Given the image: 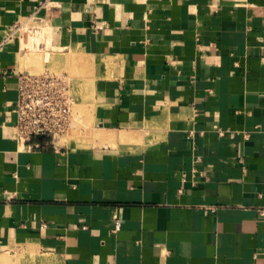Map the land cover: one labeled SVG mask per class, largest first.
I'll return each mask as SVG.
<instances>
[{"label": "crops", "instance_id": "obj_1", "mask_svg": "<svg viewBox=\"0 0 264 264\" xmlns=\"http://www.w3.org/2000/svg\"><path fill=\"white\" fill-rule=\"evenodd\" d=\"M24 25L127 150L17 140ZM0 264H264V0H0Z\"/></svg>", "mask_w": 264, "mask_h": 264}, {"label": "rangeland", "instance_id": "obj_2", "mask_svg": "<svg viewBox=\"0 0 264 264\" xmlns=\"http://www.w3.org/2000/svg\"><path fill=\"white\" fill-rule=\"evenodd\" d=\"M19 35L22 39V47L27 51L21 61L23 68L26 67L27 69L25 73L67 76L71 92L76 100L74 108L76 126L67 137L60 140L55 148L69 145H76L83 149L103 146L115 148L121 145L123 150H127L128 143L133 140L126 139L124 133L117 132L110 127L101 128L99 126L97 110L99 108L98 95L101 78L96 76L95 66L90 57L76 51L61 55H48L40 49L44 43V32H38V30L30 28L29 25H24ZM154 130L153 127L147 126L145 127V134H138V137L141 138L138 148L144 146L142 138L149 140L156 135ZM107 136H112V139H105ZM45 147L54 148L51 145Z\"/></svg>", "mask_w": 264, "mask_h": 264}, {"label": "built area", "instance_id": "obj_3", "mask_svg": "<svg viewBox=\"0 0 264 264\" xmlns=\"http://www.w3.org/2000/svg\"><path fill=\"white\" fill-rule=\"evenodd\" d=\"M18 80L17 140L31 149L46 145L55 148L76 126V100L68 77L27 73L21 74ZM121 224V220L116 219L115 232L120 230Z\"/></svg>", "mask_w": 264, "mask_h": 264}, {"label": "trees", "instance_id": "obj_4", "mask_svg": "<svg viewBox=\"0 0 264 264\" xmlns=\"http://www.w3.org/2000/svg\"><path fill=\"white\" fill-rule=\"evenodd\" d=\"M44 140H41V142H43Z\"/></svg>", "mask_w": 264, "mask_h": 264}, {"label": "water", "instance_id": "obj_5", "mask_svg": "<svg viewBox=\"0 0 264 264\" xmlns=\"http://www.w3.org/2000/svg\"><path fill=\"white\" fill-rule=\"evenodd\" d=\"M40 139V137H38Z\"/></svg>", "mask_w": 264, "mask_h": 264}]
</instances>
